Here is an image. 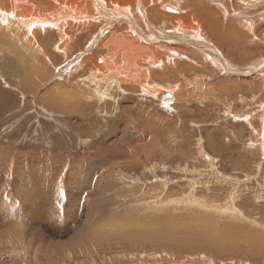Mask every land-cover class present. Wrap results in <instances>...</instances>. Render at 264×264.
<instances>
[{
	"label": "rangeland",
	"instance_id": "obj_1",
	"mask_svg": "<svg viewBox=\"0 0 264 264\" xmlns=\"http://www.w3.org/2000/svg\"><path fill=\"white\" fill-rule=\"evenodd\" d=\"M113 1L109 10L123 6ZM130 1L136 5L132 13L139 14L138 0ZM174 1L185 6L187 24L203 22L199 36L206 32L210 47L235 59L238 68L235 76L215 68L200 51L204 42L200 50L191 49L195 43L178 49L170 45V54L186 51L193 62L182 58L184 68L174 75H168L170 67L152 74L156 82H170L167 90L178 85V100L169 108L159 104L164 100L126 85L110 87L105 99H77L75 93L88 89L93 69L104 71L101 63L111 50L106 42L112 33L136 24L146 44L150 27L142 15L128 25L124 19L109 25L95 15L77 22L64 18L63 31L69 44L73 41L65 52L59 51L57 35L44 42L37 34L38 51L25 42L15 43L20 50L11 40L0 41V264H264V244L243 241L251 233L264 243V74L254 69L264 61V5L195 0L193 8L191 0H153L141 13L148 16L162 2L167 17L181 15L164 9ZM210 14L236 37H215L206 23ZM44 44L49 48L45 57ZM160 45L156 51L164 56ZM85 54L89 62L83 69L75 63ZM143 62L142 56L134 66ZM134 66L129 68L135 72ZM247 67L254 78L245 74ZM58 94L66 96L62 102ZM84 102L89 103L85 109ZM189 200L216 206L206 211L184 203ZM220 205L241 216L218 215ZM202 218L209 224H197Z\"/></svg>",
	"mask_w": 264,
	"mask_h": 264
},
{
	"label": "bare ground",
	"instance_id": "obj_2",
	"mask_svg": "<svg viewBox=\"0 0 264 264\" xmlns=\"http://www.w3.org/2000/svg\"><path fill=\"white\" fill-rule=\"evenodd\" d=\"M1 1V4H0V41L1 40H11V43H13L15 46L16 44L15 43H23L25 45L26 48L28 49H32L34 51H38V49L40 48V45L37 43V34L39 35L40 33V36L43 35V41L46 42L47 40H49V36H54V35H57L59 37L58 41L61 39V47L59 48L60 50L59 51H69L71 50L72 48V43L69 44V42L67 41L68 39V35L65 33V31H63V20L64 18H68V19H72L74 21H80L81 19L83 18H89L90 16L93 18V15H95V19H98L99 20H102V19H105V21H108V24L109 25H112L113 23L115 24V22H121L123 19L126 20L125 24H129V23H133L132 21L137 18L135 15L138 14L136 13L134 15V13H132V11L130 10V7L131 6H134L133 3L130 1V0H114V2H120V3H123V6L122 7H117L115 9V7L113 6L112 9L109 10V7L112 5V0H106L107 2H105L104 0H32V2H30L31 0H0ZM148 3L145 2V0H141V1H137L138 4L137 6L139 7V14L137 15L138 18L140 17V15H142V17H144V20L147 19L148 20V25L150 27L149 29V36L145 38V41H146V44L141 42V37H139L138 35V29H137V26L136 24H131V27L132 28L131 30H127V31H123L122 33H118V34H111L109 38H112V39H107L108 41L106 42V47L107 49H111L109 54L107 52V56L104 57V60L105 62L103 61L101 63V65L104 67V71H101L100 69L98 68H95L92 70L90 76L88 77V83H90L88 89H85V92L82 95L83 96H86V95H89L91 93H97L99 95H106L110 92V89L109 87H116L118 88V90H121V87L124 86V85H127V86H130V87H136L137 85H140L141 82H148L150 80V74H151V71H154V69H156L158 66H161L163 65V68L162 71L164 73V71H166L168 69V66L166 64L169 63V62H172V68H173V71L174 70H177L178 68H180V66L183 65V63H181L180 61L183 59H187V61H190L189 56L186 51L184 53V51L182 52L181 50H176L178 53H179V56H178V53H173L171 51V54L169 52V49L168 47L171 45L173 46V48H176L178 49L176 46H185L186 44H192V43H195V45H192V48L191 49H198L201 45L202 42H204L205 46L202 50V53L204 54L203 56H206L209 58V60L211 59V61L215 64L214 67L217 65L219 66V68L221 69V67L224 68L225 72H229L230 74L234 75L236 74V70L238 67H236V60L233 59L231 60V57L229 59L225 57V54L222 52V50L220 49V51L216 48L214 49L213 47H210V43L208 44L209 42V36L206 34L205 32V37H202V36H199L200 34V27L201 25L204 26L203 22L201 24V22H199L198 20L196 21L195 19L189 21V23L187 24V21L188 20H185L184 17L182 18V16L185 15L186 11H185V6L182 5V3L179 5V3H175V1L173 2V5L172 6H175L174 7V11L177 12V11H182V13L180 12L181 15H178L175 16V17H172L174 20L173 22H175L174 24V29L173 31H171V29L169 28L170 24L167 26V24L165 23V19L167 18V14L165 15L162 11V7L165 3H159V5H157V8H154L151 10V12L149 11V15L148 16H145V14H142L141 12L145 11L146 13V10L148 11V7L147 6H150V4H153L154 5V2L153 0H147ZM155 1V0H154ZM173 1V0H172ZM217 1V0H215ZM215 1H212V2H215ZM227 1V0H226ZM185 2V1H184ZM183 2V3H184ZM187 2V0H186ZM191 3H193L192 7L194 8V5L197 4L195 3V0H191L190 1ZM230 2V1H229ZM242 3H244L245 5H247L248 7H252L254 5L258 6L259 4H262L264 5V0H241ZM216 4V7L218 8H221L222 6L220 5L219 2H215ZM223 3V2H222ZM221 3V4H222ZM227 4H229L228 2H226ZM226 3L224 2V4L226 5ZM240 3V2H239ZM157 4V3H156ZM199 4V2H198ZM118 5V4H117ZM120 5V4H119ZM168 5V3H167ZM209 5L211 6L210 2H209ZM136 6V5H135ZM166 6V5H165ZM230 6V4H229ZM244 6V5H243ZM242 6V7H243ZM246 6V8L244 9H250ZM137 7V9H138ZM156 7V6H154ZM215 7V6H214ZM215 7V8H216ZM231 7V6H230ZM229 7V8H230ZM245 7V6H244ZM135 8V7H133ZM153 8V7H152ZM159 8V9H158ZM223 10L225 9L224 8V5H223ZM228 8V9H229ZM241 8V7H239ZM257 8V7H256ZM115 9V10H114ZM132 9V8H131ZM212 9V7H211ZM253 9V8H252ZM133 10V9H132ZM157 10H160L159 12H157ZM169 11V10H168ZM196 11V10H195ZM210 11V9H209ZM214 11V10H213ZM219 11V10H218ZM227 11V9H226ZM232 11V9H231ZM244 11V10H243ZM208 12V11H206ZM222 12V11H221ZM229 12V11H228ZM226 12V13H228ZM234 12L236 13V11L234 10ZM263 12V11H262ZM157 13V14H156ZM166 13V12H165ZM169 14V12H167ZM213 13V12H212ZM219 13V12H218ZM111 14L113 16H111ZM187 14V13H186ZM197 14V13H196ZM221 14V13H219ZM223 14V13H222ZM232 14V13H231ZM240 14V13H239ZM147 15V14H146ZM218 15V14H217ZM230 15V14H229ZM260 15V14H259ZM203 16V15H202ZM206 16V15H204ZM210 16V19H208V21H206L207 25H208V29L209 31L212 30V32L215 34V37L216 35H218L219 37L220 36H223V38H227L228 40H231L230 38L235 36L236 37V33L235 32H231L229 29H227V31H225V26L224 24L221 22V20L217 19L214 15H208ZM215 17V19L213 17ZM221 16V15H220ZM232 16V15H231ZM230 16V17H231ZM106 17L108 18V20H106ZM149 17L151 19V23H149ZM160 17H162L160 19ZM171 16H169L170 18ZM225 17H228L226 14H225ZM234 17V16H233ZM232 17V18H233ZM243 17V15H242ZM260 17V16H259ZM262 17V16H261ZM260 17V18H261ZM163 18H165L163 20ZM197 18V16H196ZM209 18V17H208ZM221 18V17H219ZM241 18V16H240ZM243 18H246V16H244ZM250 18V17H249ZM70 20H68V22H70ZM137 20V19H136ZM141 20V19H140ZM146 20V21H147ZM168 20H172V19H168ZM200 20V19H199ZM236 20V19H235ZM93 21V20H91ZM159 21H162V22H159ZM169 21V22H170ZM205 21V19H204ZM225 21L227 22L228 20L225 19ZM250 21H251V18H250ZM74 23V27L76 29V26H77V23ZM101 22V21H100ZM135 22V21H134ZM139 22V20H138ZM141 22V21H140ZM168 22V21H167ZM247 22V21H246ZM246 22H244L243 24H247ZM66 23V22H65ZM86 24V28H89V26L91 27V25H89L88 21L87 22H84ZM102 23V22H101ZM142 23V22H141ZM146 23V22H145ZM172 23V22H170ZM233 23V22H232ZM231 23V24H232ZM256 23V22H255ZM255 23L253 24V26L255 25ZM92 24V23H90ZM147 24V23H146ZM234 24V23H233ZM242 24V25H243ZM65 25V24H64ZM140 25V24H139ZM138 25V26H139ZM249 25V24H248ZM247 25V26H248ZM94 26V25H93ZM114 26V25H113ZM112 26V27H113ZM142 26V24H141ZM172 26V25H171ZM72 27V26H71ZM80 27V26H79ZM98 27V26H97ZM111 27V28H112ZM145 27V26H144ZM147 27V26H146ZM167 27L168 29H170L169 31H167ZM68 28V27H67ZM85 28V27H84ZM120 28V27H119ZM128 28V27H127ZM227 28V27H226ZM229 28V27H228ZM247 28V27H246ZM78 29V28H77ZM109 29V28H108ZM211 29V30H210ZM248 29H250V25L248 27ZM255 29V28H254ZM44 30V31H43ZM68 30V29H67ZM66 30V31H67ZM82 30V29H81ZM113 30V29H112ZM120 30V29H119ZM205 30V29H203ZM207 30V29H206ZM43 31V32H42ZM229 31L231 32V36L230 35H227L229 34ZM252 31H256L253 30L252 28ZM251 31V32H252ZM8 33H12V34H7ZM72 32V31H70ZM81 32V31H80ZM85 32V31H84ZM108 32V31H107ZM141 32V31H140ZM115 33V32H114ZM191 33V34H190ZM208 33V32H207ZM217 33V34H216ZM238 33V32H237ZM73 34V33H72ZM83 34V33H82ZM145 34V33H144ZM250 34V33H249ZM252 34V33H251ZM114 37H113V36ZM189 35H191L193 38H191ZM81 36V35H80ZM103 36V35H102ZM102 36L100 39H102ZM112 36V37H111ZM160 36H162L160 38ZM94 37V36H93ZM185 37H187L189 40L185 43H183V40L185 39ZM234 37V38H235ZM72 38V37H71ZM90 38V37H89ZM107 38V37H106ZM238 38V37H237ZM98 39V38H97ZM240 39V38H239ZM106 40V39H105ZM2 41V42H3ZM86 41V40H85ZM94 41V40H93ZM97 41V40H96ZM167 41L169 43H167ZM173 41H178L177 43H172ZM71 42V41H70ZM87 42V41H86ZM92 42V41H91ZM235 42V41H234ZM42 43V41H41ZM96 43V42H95ZM100 43V42H99ZM163 44V50L165 51V55L163 56L162 53H160L162 49H160L158 51H156V49L158 47H161L160 44ZM174 45H172V44ZM232 43V41H231ZM241 43V42H240ZM5 44V42H4ZM60 44V43H59ZM85 44V43H84ZM228 44V43H227ZM236 44V43H235ZM1 45V44H0ZM146 45V47L144 46ZM223 45V44H222ZM229 45V44H228ZM242 45V44H241ZM10 46V45H9ZM13 46V45H11ZM21 46V45H20ZM89 46V45H88ZM105 46V45H104ZM191 46V45H190ZM202 46V45H201ZM232 46V45H231ZM16 47L19 48V46L17 45ZM44 52L43 55L44 57L48 54L47 51H49V48L48 46H46L44 44ZM75 47V46H74ZM86 47V46H85ZM92 47H97L96 44H94ZM91 47V49H92ZM105 47V48H106ZM187 47V46H186ZM6 48V47H5ZM13 49V47H11ZM9 48V50L11 49ZM17 48V49H18ZM21 48V47H20ZM19 48V49H20ZM172 48V49H173ZM185 48V47H184ZM189 48V47H188ZM208 48V49H207ZM230 48V47H228ZM5 50V49H4ZM3 50V51H4ZM16 50V49H15ZM21 50V49H20ZM73 50V49H72ZM94 50V49H92ZM175 50V49H174ZM14 52V49L11 50V52ZM24 51V50H23ZM90 51V50H88ZM149 51L150 53H152V57L151 59L149 60V62H153L155 65H156V68H155V65L153 64H150L151 67H149L147 64L146 69H144L145 67H143L142 65L144 64L141 63L140 65L138 64V66H134L137 64V62H139V60L141 59V57L143 56L144 52H147ZM156 52V54L154 55V53L152 52ZM82 52V51H80ZM84 52V51H83ZM92 51H90L91 53ZM231 52V51H230ZM86 53V52H84ZM83 53V54H84ZM251 53V52H250ZM15 54V53H14ZM26 54V53H25ZM35 54V53H34ZM66 54V53H65ZM80 54V53H79ZM174 55L178 58H171L169 57V55ZM177 54V55H176ZM17 55V53H16ZM237 55V54H236ZM29 56V55H28ZM65 56V55H64ZM67 56V54H66ZM233 56V55H232ZM69 57V56H67ZM80 57H82L81 59H78V61H76L75 65L77 64H80V66L84 69V67L87 68V55H81ZM92 56H89L88 59L91 61ZM30 58V57H29ZM32 58V57H31ZM30 58V60H31ZM100 58V57H99ZM98 58V59H99ZM140 58V59H139ZM156 58H160V61H157L156 62ZM193 58V57H192ZM205 58V57H204ZM251 58V57H250ZM86 59V61H84ZM139 59V60H138ZM246 59V58H245ZM25 60V59H24ZM46 60V59H45ZM50 60V59H49ZM101 60V59H100ZM99 60V62H100ZM204 60V59H203ZM74 61V59H73ZM97 61V60H96ZM102 61V60H101ZM206 61V60H205ZM36 62V61H35ZM89 62V61H88ZM190 62H193V61H190ZM209 62V61H208ZM217 62V64H216ZM69 63V62H68ZM97 63V62H96ZM157 63V64H156ZM188 63V62H187ZM203 63V62H202ZM211 63V62H210ZM91 64V62H90ZM99 64V63H98ZM194 64V63H192ZM196 64V62H195ZM194 64V65H195ZM70 65V63L68 64ZM89 65V64H88ZM95 65V64H94ZM171 65V64H170ZM169 65V66H170ZM190 65V64H189ZM74 66V65H73ZM131 66H134L135 68V72L133 70H131L129 67ZM196 66V65H195ZM19 67V66H18ZM24 67V66H23ZM70 67V66H69ZM68 67V68H69ZM183 67V66H182ZM197 67V66H196ZM201 67V65H200ZM204 67V66H203ZM215 67V68H216ZM72 68V67H71ZM75 68V67H74ZM81 68V69H82ZM188 68H191V65L187 67ZM222 68V69H223ZM79 69V68H78ZM133 69V68H132ZM159 68V70H161ZM186 69V71H187ZM255 70H257L258 73L260 74H264V61L260 62L255 68ZM72 70V69H71ZM150 70V71H149ZM190 70V69H188ZM223 70V71H224ZM251 68L250 67H247L246 70H245V74L248 75L249 77H253L251 74H253L254 72L250 71ZM192 71V70H191ZM66 72V71H65ZM77 72V71H76ZM178 72H180L178 70ZM188 72V71H187ZM211 72V71H210ZM69 73V72H68ZM71 73V72H70ZM74 73V72H73ZM72 73V75H74ZM175 73V72H174ZM224 73V72H223ZM240 73V72H239ZM102 76H101V75ZM141 74H144L146 77L144 76H139L138 75H141ZM167 74V73H166ZM170 73H168L169 75ZM100 75V76H99ZM209 75V74H208ZM257 76V75H256ZM264 76V75H263ZM71 77V76H70ZM172 77V76H171ZM211 77V76H210ZM216 77V76H215ZM234 78V77H233ZM244 78H246V76H244ZM254 78V77H253ZM113 79H116L114 80L112 83L110 82V80H113ZM119 79V80H118ZM251 79V78H250ZM82 80V79H80ZM164 80V79H163ZM262 80V79H261ZM87 81V80H86ZM187 82V81H186ZM236 82L237 81H233L232 82V85L231 86H235L236 85ZM81 83V82H80ZM84 83V82H83ZM82 83V84H83ZM105 84V85H101V84ZM154 83V82H153ZM173 83V82H172ZM223 83V82H222ZM227 83V82H226ZM241 83V82H240ZM263 83V82H262ZM79 84V83H78ZM244 84V83H243ZM76 84H74L75 86ZM111 85V86H110ZM217 85V84H216ZM238 85V84H237ZM82 86V85H81ZM102 86V88H101ZM144 86V85H143ZM146 86V85H145ZM150 86V85H149ZM177 86L176 83H174V89H168L167 91L168 92H172V99H171V102L173 103L177 98ZM221 86V85H220ZM228 86V85H227ZM230 86V85H229ZM79 87V86H78ZM77 87V88H78ZM111 87V88H112ZM141 87V86H140ZM224 87V86H223ZM123 88V87H122ZM227 88V87H226ZM233 88V87H231ZM68 89V88H67ZM80 89V87L78 88ZM77 89V90H78ZM124 89V88H123ZM149 91L157 94L158 95H161L164 91L162 90H159L156 85H151L149 88ZM167 89V88H166ZM76 90V91H77ZM135 90V89H134ZM165 90V89H164ZM258 90V89H257ZM52 91V90H51ZM166 91V90H165ZM226 91V89H225ZM252 91V90H251ZM49 91H47L46 95L48 94ZM75 92V91H74ZM146 92V91H145ZM228 92V91H227ZM231 92V91H230ZM64 93V92H63ZM66 93V92H65ZM76 93V92H75ZM78 93V91H77ZM209 93V92H208ZM210 94V93H209ZM213 94V93H212ZM220 94V93H219ZM49 96H51L52 94H48ZM55 96V94H53ZM77 95H80V94H77ZM94 95V94H93ZM146 95V93L144 94ZM179 95V94H178ZM63 97H66L64 94H62ZM61 94L57 95L56 97H58L59 101L60 98L62 97ZM235 96V95H234ZM76 97V96H75ZM81 97V96H80ZM79 97V98H80ZM81 97V98H82ZM178 97V96H177ZM46 98V97H45ZM55 98V97H54ZM77 97V99H79ZM237 98V97H236ZM64 99V98H63ZM94 99V98H93ZM225 99V98H224ZM43 100V99H42ZM73 100V98H72ZM71 100V101H72ZM76 100V99H75ZM74 100V101H75ZM87 100V99H86ZM178 100V99H177ZM58 101V100H57ZM70 101V100H68ZM78 101V100H77ZM115 101V100H114ZM62 102V101H61ZM65 102V101H64ZM67 102V101H66ZM82 102V101H81ZM168 102V101H166ZM71 103V102H70ZM69 103V104H70ZM87 103V102H86ZM165 103V102H164ZM85 104V103H84ZM167 104V103H166ZM170 104V103H169ZM174 104V103H173ZM172 104V105H173ZM61 105V104H60ZM74 105V104H73ZM79 105V104H78ZM77 105V106H78ZM165 105V104H164ZM171 105V106H172ZM66 107V106H65ZM70 108V107H69ZM69 108L68 111H69ZM77 108V107H76ZM75 108V109H76ZM81 108V107H80ZM112 108V107H111ZM73 110V109H71ZM146 111V110H145ZM85 113V112H84ZM224 114V113H223ZM154 115V114H153ZM241 115V114H240ZM214 117V116H213ZM147 120V119H146ZM89 125V124H88ZM149 125V124H148ZM128 127V125H126ZM130 126V125H129ZM132 127V126H130ZM79 128H82L79 126ZM125 133V132H124ZM234 135V134H233ZM141 141V140H140ZM154 142V141H153ZM140 149V148H139ZM138 149V150H139ZM106 157H109V156H106ZM101 158H104V157H101ZM263 165V164H262ZM209 170V169H208ZM183 202V201H182ZM184 203H191L194 205V202L193 201H186ZM234 203V201H233ZM192 205V206H193ZM196 205V204H195ZM194 205V206H195ZM200 208H203L204 210L206 211H211L215 208L216 206V203L213 204V206H209V204L205 203V204H201V203H198V205H196ZM216 210H217V213L218 215H221V214H225L224 212H227L229 214L232 215V217L236 218L238 216H241L239 211L236 209V214L231 210V207L230 206H225L223 207V205H220V206H217L216 207ZM223 216V215H221ZM263 217V216H262ZM210 220L212 218H214L213 216H210L208 217ZM196 219V218H195ZM220 220H223L224 218H219ZM201 221H196L197 224H200V225H204V224H209V223H205V218L203 219H200ZM224 221V220H223ZM231 221V220H230ZM248 222V221H247ZM246 224V223H245ZM262 226H264V222L261 223ZM212 227H214V229H219L218 226L216 225H213ZM239 228V227H238ZM237 228V229H238ZM235 229H229L228 231H232ZM238 230H242L241 228L238 229ZM247 231V230H246ZM223 233H227V230L226 231H223ZM236 233V232H235ZM228 234V233H227ZM239 234V233H238ZM244 234V233H243ZM226 235V234H225ZM240 235V234H239ZM245 235H248V237H246L245 239L247 240H243L244 242L246 243H252L250 245H261V244H264V243H261L260 241L258 242L257 240L255 241V238L251 235V233H246ZM191 236V235H190ZM229 237V236H228ZM235 237V235L233 236V238ZM243 237V236H242ZM233 238L231 237V239L233 240ZM257 238H258V235H257ZM262 238V237H261ZM226 240V238H225ZM237 240V239H236ZM235 240V242H236ZM260 240H264V238L260 239ZM228 241V240H227ZM238 241V240H237ZM226 242V241H225ZM242 242V241H241ZM240 242V243H241ZM230 243V242H228ZM259 243V244H258ZM239 244V243H238ZM191 263V262H190Z\"/></svg>",
	"mask_w": 264,
	"mask_h": 264
},
{
	"label": "crops",
	"instance_id": "obj_3",
	"mask_svg": "<svg viewBox=\"0 0 264 264\" xmlns=\"http://www.w3.org/2000/svg\"><path fill=\"white\" fill-rule=\"evenodd\" d=\"M173 5H175V4H173ZM165 8V10L167 11V12H169L170 14H173L172 12H175L174 11V7L175 6H172V4L171 3H168V5H166V6H164ZM169 10V11H168ZM175 16H177V15H174V16H171V17H175ZM170 17V18H171ZM169 17H167L166 18V24L168 23V25L170 26V28H171V31H173V29H174V23H173V19L170 21V20H168V19H170ZM168 21V22H167ZM172 22V23H170V22ZM175 21V20H174ZM172 25V26H171ZM189 39L187 38V37H185V39L183 40V43H185V42H187ZM208 49V48H207ZM153 53H154V55L156 54V52H154V51H152ZM153 55H152V53H150L149 51H148V53H146V52H144V54H143V60H144V64L142 65L143 67H145V66H149V67H151L150 66V64H153L154 65V63L153 62H149V60L151 59V57H152ZM193 55H191V57H192ZM176 58H178V57H176ZM185 60H187V59H184V62H185ZM157 61H160V58L158 59V58H156V62ZM147 64V65H146ZM157 64V63H156ZM171 64V65H170ZM216 64H217V62H216ZM170 65V66H169ZM183 65H185L184 63H183ZM182 65V66H183ZM167 66L168 67H170V68H172V62H169L168 64H167ZM155 68H156V65H155ZM159 68L161 69V68H163V65H161V66H158L156 69H154V71H151V74H150V80L148 81V82H141V84L140 85H137L136 87H134V89H136V88H138V90H140L139 88H141L142 89V93H143V95L146 93V95H148V96H150L151 98H154V99H157V100H164V101H162L163 103H159L160 105L162 104V106L164 107V108H169L174 102H176V100L178 99V97L177 96H179L178 94L180 93H177V96H176V100L172 103L171 102V99H172V92L170 91V92H168L167 91V89L166 88H168V87H166V86H169L168 84H167V82L165 83V84H161V83H159V82H156V80L157 79H153L152 78V74H154V73H156V71H158V72H161L162 74H164L163 73V71H162V69L161 70H159ZM180 68H181V66H180ZM180 68H178L177 70H180ZM182 68H184V66L182 67ZM144 69H146V67L144 68ZM177 70H174L173 71V68H172V71L171 70H169V73L170 74H173L174 72L176 73V71ZM150 71V70H149ZM177 74V73H176ZM174 75V74H173ZM114 80H116V79H113V80H110V82L112 83ZM119 80V79H118ZM154 82V83H153ZM168 83H170V82H168ZM144 85V86H143ZM146 85V86H145ZM151 85H156V87L159 89V90H162V91H164L161 95H158L157 96V94H155L154 95V93H152V92H150L149 91V87ZM111 86V85H110ZM113 86V85H112ZM111 86V87H112ZM127 86V85H126ZM141 86V87H140ZM172 86H174V83H173V85ZM115 87V86H114ZM173 87H171V89H172ZM109 89H110V91H111V88L109 87ZM133 89V90H134ZM166 91H165V90ZM77 91H78V93H77ZM76 91V93L77 94H80V95H77L78 96V98L81 96L82 97V95L81 94H83L84 92H85V90H82V89H78ZM146 91V92H145ZM167 93L168 94H170V97H166L167 96ZM94 94V95H93ZM88 96H90V97H93L94 99H96V98H99V99H105V98H107L105 95H99V94H97V93H91V94H89ZM80 97V98H81ZM79 98V99H80ZM82 98H84V96L82 97ZM110 98H112V97H110ZM166 101H168V102H166ZM165 102V103H164ZM85 103V105L83 106V109H85V107H86V105H88L89 103L87 102H84ZM167 103V104H166ZM170 103V104H169ZM82 104H83V102H82ZM81 104V105H82ZM165 104V105H164ZM81 107V106H80ZM71 108H73V109H75L76 107L75 106H72ZM81 109V108H80ZM76 110V109H75ZM80 127H84V125L83 126H80ZM82 128H79L78 127V129H82Z\"/></svg>",
	"mask_w": 264,
	"mask_h": 264
},
{
	"label": "water",
	"instance_id": "obj_4",
	"mask_svg": "<svg viewBox=\"0 0 264 264\" xmlns=\"http://www.w3.org/2000/svg\"><path fill=\"white\" fill-rule=\"evenodd\" d=\"M172 52H173V53H177V52H174V51H172ZM166 97H170V94L167 93V96H166Z\"/></svg>",
	"mask_w": 264,
	"mask_h": 264
}]
</instances>
